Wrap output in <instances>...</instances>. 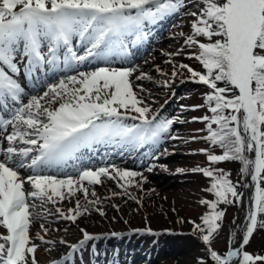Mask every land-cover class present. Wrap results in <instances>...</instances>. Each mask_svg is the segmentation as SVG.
I'll list each match as a JSON object with an SVG mask.
<instances>
[{
  "label": "rangeland",
  "instance_id": "374dc122",
  "mask_svg": "<svg viewBox=\"0 0 264 264\" xmlns=\"http://www.w3.org/2000/svg\"><path fill=\"white\" fill-rule=\"evenodd\" d=\"M257 1L217 0L220 8H225L230 31V42L218 47L222 32L215 0H0V54L19 70L14 75L0 57V78L12 75L25 84L10 108L11 114L14 108H21V112L12 115L7 129L0 128V143L9 135L18 142L42 133L39 141L51 144L72 129L87 125V134L78 139L97 145L81 159L90 163L79 166V171L89 168L96 176L80 178V185H63L51 193L57 205L76 214L70 225L54 222L52 214L58 209L53 203L36 202L38 214L44 215L39 217L35 211L15 215L20 238L13 244L8 240L11 233L0 207V234L4 235L0 239V264H31L40 249L55 244L50 246L36 237L32 229L56 235L53 227L75 229L83 235L81 242L56 264H223L213 253L228 258L241 243L238 235L246 209L243 195L249 185L245 152L248 136L258 170L264 176V74L252 78L255 68L264 73L261 32H256L257 40L249 52L251 66L248 71L244 69L241 86L237 79L242 38ZM30 4L42 5L44 11L22 14L16 20V29L8 28L12 14ZM59 4L68 5L63 14L57 11ZM77 5L86 8L79 11ZM139 5L144 6L136 8ZM113 6L120 7L117 16H104L98 10ZM155 22L164 27L152 38L155 31L147 29ZM30 25L41 40L39 52L45 54V60L48 58L44 70L47 78L42 83H32V79L24 82L27 77L23 69L38 64V51H33L28 41ZM60 26L68 32L63 49L58 48ZM223 49L231 55V75L224 77L227 85L217 92L230 101L225 105L226 114H236L242 158L235 161L213 147L206 128L215 114L217 102L212 90L219 76L214 71L205 73L200 65L219 69V63L209 61L206 52ZM66 55L72 64L57 72L50 60L55 58L64 64ZM147 62H159L163 67L168 64L169 68L162 72L148 70ZM144 70L146 75L141 76ZM50 71L56 73L49 76ZM112 110L127 117L114 115ZM152 117L153 122L140 121ZM110 142L120 150L111 159L110 154L100 151V144L108 146ZM18 146L11 144L4 156ZM127 148L130 151L125 153ZM171 149L176 152L167 157ZM35 153L21 160L19 166ZM46 153L41 146L39 154ZM174 159L177 164L164 167ZM73 164H65L69 169L66 174L50 175L58 179L73 177ZM223 170H230L232 182L240 184L239 188H226L212 180ZM169 181L175 182L161 187ZM213 183L221 187L226 211L217 235L205 242L197 226L207 212V199L211 197L208 189ZM23 222L28 225L24 227ZM89 229L97 232L84 235ZM42 243L46 245L40 246ZM3 245L12 250L10 262L6 261ZM243 247L248 251L244 253ZM243 247L233 264H249L251 260L264 264V229L252 234Z\"/></svg>",
  "mask_w": 264,
  "mask_h": 264
},
{
  "label": "bare ground",
  "instance_id": "6f19581e",
  "mask_svg": "<svg viewBox=\"0 0 264 264\" xmlns=\"http://www.w3.org/2000/svg\"><path fill=\"white\" fill-rule=\"evenodd\" d=\"M264 0H258L255 3V8L254 11L252 12V16L250 17V24L248 30L245 32L242 38L241 42V47H240V52H239V58H238V84L241 86L242 84V77L243 73L248 71V69L251 66V61H250V55L249 52L251 50L252 44H254L257 40L256 32L258 29V11L261 3ZM164 24H160L159 22H155V24L148 28L147 30L150 31H155L154 33L151 34V37H154L159 30L162 28ZM163 26V27H162ZM15 29V28H14ZM169 41V40H168ZM164 42V40L162 41ZM156 44H159L156 42ZM170 43H167V47L169 46ZM63 42L60 45V49H63ZM151 52V51H150ZM68 62V61H67ZM148 68V70H156V71H165L167 70L168 64H165L164 67L163 65L160 66L161 63L159 62H147L145 63ZM69 66H67L68 68ZM140 67V66H138ZM244 67V68H243ZM165 68V69H164ZM245 69V70H244ZM146 70H144L143 73H140L141 76L146 75L145 74ZM245 75V74H244ZM3 87L6 90H9L7 85L3 84ZM243 114V113H242ZM28 125V123L26 124ZM37 137L32 140H26L24 138H21L18 142L14 140L13 138H4L5 143L3 145V150H6L11 144L17 143L19 144L18 148H11L8 150V154L5 155L4 157H1L3 161L0 163V207H3L4 213L6 214V220L12 223L13 226L15 225V215H23L25 216L26 214L30 212H34L38 214L37 209V203H44V202H50L53 203L54 208L58 209L57 213L52 214V219L54 222H63L66 221L65 226L70 225L73 220L77 217L76 214H73L72 211H66L63 206L57 205L54 202V198L51 197V193L54 190H57L60 188V186H74L76 183L80 185V178H86V177H94L96 176L91 170H86L81 173H77V169L74 170V172L77 173L75 177H67L64 179H54L55 177H50V175L46 176H39V174L47 172H62L64 168H59L61 163L65 160L64 156L62 155V152L64 150L70 151L74 157H77V154H84L87 152L89 149H92V145L88 143H84L82 141H75L76 144L74 148H72L71 144L69 146L65 145L64 143L59 144L57 143L49 156L47 158H43L42 156H37L35 158H31L30 161H28L26 164L23 166H19L20 161L24 160L27 156L33 154V152H38L40 149L38 147L37 141L41 137V133L36 135ZM65 136V135H64ZM0 139H3V136L0 137ZM70 139L68 136L67 140ZM69 142V140H68ZM74 142V143H75ZM246 155L249 158V173H248V182L249 185L246 188V191L243 195L244 198V203L246 205V209L244 211L243 217L241 219V228L239 231V237L241 240L246 239L247 236L249 235L252 226L254 224V193H255V183L258 180V178L261 176L260 172L258 170V166L256 164L255 160V149L254 145L251 144V138L250 136L247 137L246 141ZM116 150L115 148L108 149L109 154L111 155V158L114 157V152L112 151ZM130 149H127L124 151L125 153H128ZM254 151V152H253ZM176 151L171 149L167 157H171L174 155ZM165 156V155H164ZM69 159V158H68ZM78 159V158H77ZM177 164V160L174 159L172 160L171 163H166L164 167L171 168L172 165ZM82 165V163L80 164ZM10 166L13 168L9 169ZM75 166V165H74ZM78 167V166H76ZM68 170V169H67ZM65 170L64 172H66ZM175 181H169L162 183L161 187H166V186H171L172 183ZM23 190L26 191L25 195L23 194ZM30 199L31 201H28ZM17 209V210H16ZM149 212V210H148ZM1 214V212H0ZM144 214V212H143ZM39 217L43 216L44 214H38ZM24 227H26L28 224L23 222ZM57 226V225H56ZM57 234L59 233L60 235H51L50 233H46V231L38 232L37 229H32L33 230V235L35 234L36 237L42 238L44 241H46L50 246H52V243L54 244V247H51L49 249L42 248L40 249V252L37 255V259H33V262L31 264H56L58 260L62 259L67 252H69L74 246L78 245L81 240L83 239V235L81 233H78L71 228H60L57 229L56 227H53ZM13 231L15 232V238L13 236L12 239L17 240L19 238V234H16L17 229L13 228ZM36 231V232H35ZM97 231H92V230H85L84 235H92ZM61 233H71L72 235L70 236H63ZM3 234H0V239L3 237ZM6 236V235H5ZM24 243L25 239L23 240ZM45 243H42L40 246L44 245ZM46 245V244H45ZM34 248H37L38 245H33ZM238 243L232 253L230 254V257L227 261H225V264H233L234 260L236 258V254L238 252ZM3 249L5 252L10 253V250L3 245ZM39 250V249H38ZM11 258V254L9 256ZM8 257V258H9ZM8 260V259H7Z\"/></svg>",
  "mask_w": 264,
  "mask_h": 264
},
{
  "label": "trees",
  "instance_id": "16d2710c",
  "mask_svg": "<svg viewBox=\"0 0 264 264\" xmlns=\"http://www.w3.org/2000/svg\"><path fill=\"white\" fill-rule=\"evenodd\" d=\"M216 1L215 13L220 17L218 18L220 30L222 32L221 37L219 38L220 46L224 44H228L230 42L229 29L226 27L228 17L225 14V8H220L221 5ZM220 8V9H218ZM261 37L264 41V15H263V24L261 30ZM229 49V48H228ZM228 49H223L222 51H207L206 55L209 61L216 60L219 63V69L215 67V69H208L205 65L201 66L204 68L203 71L205 73H213L219 76V79L215 80L216 85L219 88H224L227 85V81H225L224 77H228L231 75V70H229L230 65L232 64L231 55ZM208 61V62H209ZM206 67V68H205ZM225 71V72H224ZM204 73V72H203ZM261 74L260 72L255 71L253 73V79H258ZM223 78V80L221 78ZM231 76L229 77V79ZM229 83V81H228ZM215 101L217 102L214 107V116L213 120H210L206 123V128L208 132L211 133L210 141L213 144V147L218 149L219 152H222L229 159L241 160L242 155V141L240 134L236 128V119L232 115H227L225 112V105H230V101L223 99L222 97L216 95ZM236 110V109H235ZM235 110L232 112L234 113ZM237 158V159H236ZM235 169V168H233ZM231 169V171L233 170ZM215 178L213 181L219 182L221 186L226 188L234 187L232 182V178L230 176V170H223L221 172H217L214 174ZM264 179L260 183L259 188V199H258V220L257 226L254 234H259L264 229ZM240 186H238L239 188ZM220 186H217L215 183L211 184L210 189H208V193L211 195L208 200L207 212L201 216V221L198 223V232L208 241L211 242L213 238L217 235L218 227L220 225L219 222L223 221V217L226 211L225 207V199L223 198ZM248 251V250H246ZM250 253V252H248ZM216 258L220 256L219 254L214 255ZM223 257V256H221ZM249 264H258L257 260L249 261Z\"/></svg>",
  "mask_w": 264,
  "mask_h": 264
},
{
  "label": "water",
  "instance_id": "95a60500",
  "mask_svg": "<svg viewBox=\"0 0 264 264\" xmlns=\"http://www.w3.org/2000/svg\"><path fill=\"white\" fill-rule=\"evenodd\" d=\"M262 7H263V3H261V8H260V10H259V14H260V21H259V25H260V28H261V23H262ZM256 184V183H255ZM244 244V241H242L241 243H240V247H242V245Z\"/></svg>",
  "mask_w": 264,
  "mask_h": 264
}]
</instances>
